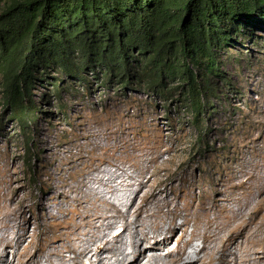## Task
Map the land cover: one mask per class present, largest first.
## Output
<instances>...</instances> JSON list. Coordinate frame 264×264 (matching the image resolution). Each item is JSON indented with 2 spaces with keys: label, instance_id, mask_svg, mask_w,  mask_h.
<instances>
[{
  "label": "rangeland",
  "instance_id": "obj_1",
  "mask_svg": "<svg viewBox=\"0 0 264 264\" xmlns=\"http://www.w3.org/2000/svg\"><path fill=\"white\" fill-rule=\"evenodd\" d=\"M5 1L0 0V11ZM227 38L220 53L223 76L211 77L217 89L201 99L207 111L199 126L192 123L176 80L164 78L170 95L163 96L144 84H104L101 74L96 79L91 72L81 82L54 67L46 76L33 73L34 117L21 124L5 104L0 76V240H10L0 246V259H7L2 264H50L48 257L71 264L64 260L72 255L68 248L79 245L86 232L100 235L98 219L85 221L89 212L107 205H90L77 191L97 170L129 177L132 190L124 193L119 186L107 199L145 203V211H156L145 226L162 220L165 231L173 220L178 224L172 238L165 231L168 245L157 249L166 260L167 252L181 246L207 254L234 227L244 232L235 254L264 264V23L249 21ZM56 79L62 89L57 96ZM120 220L114 219L118 226L110 235L121 229ZM206 230L219 237L202 240ZM95 250L96 245L86 257Z\"/></svg>",
  "mask_w": 264,
  "mask_h": 264
},
{
  "label": "trees",
  "instance_id": "obj_2",
  "mask_svg": "<svg viewBox=\"0 0 264 264\" xmlns=\"http://www.w3.org/2000/svg\"><path fill=\"white\" fill-rule=\"evenodd\" d=\"M249 21L264 23V0H6L0 11L5 104L21 124L32 119L33 73L46 76L51 67L81 82L91 72L96 79L101 74V83L144 84L163 96L170 95L167 77L178 82L199 126L207 111L201 99L217 89L211 77L223 76L227 36ZM53 85L57 96L59 79Z\"/></svg>",
  "mask_w": 264,
  "mask_h": 264
},
{
  "label": "bare ground",
  "instance_id": "obj_3",
  "mask_svg": "<svg viewBox=\"0 0 264 264\" xmlns=\"http://www.w3.org/2000/svg\"><path fill=\"white\" fill-rule=\"evenodd\" d=\"M128 178H123L120 172L118 175H115V173L113 175V173L108 172L107 170H97L95 173L90 174L86 179H82L79 182L81 186L77 187V191L81 194L84 202L92 205L97 201H101L107 205V208L105 211L103 210L104 212H99L96 208V211H92L91 214L90 212L87 214L88 219L85 221L86 224H92L94 219H98L100 221L95 230L96 232H99L100 235L95 236L92 232L84 233L83 236L86 238H81L79 245H71L72 247L70 246V248H68L72 252V255L64 258L65 261H70L71 264H195L197 261H202L201 263L203 264H253L250 256L243 254L239 256L237 253L238 257L235 254L234 249L239 245L236 242L237 238H241L244 232L237 233L233 229L234 227L229 229L227 228L228 235L221 239L222 243L220 245H213L210 247L208 249V253L206 252L207 254H201L203 248L196 249V247H193L194 245L188 247H182L180 245L181 248L177 247L171 249L167 252L170 257L169 260H166L165 257L157 254V252H159L157 249L159 247L167 246L170 241L169 238H166L168 234H166L165 231L167 230L170 232V238H172L171 236L178 228V224L173 220L165 231L161 229V223L164 222L162 220L156 221L151 227H147L145 226V223L148 219H152L154 217V212L156 211H145V203L135 206V199H126L125 196L124 200L123 198H117V202H110L107 199V194H115L119 191V186H123L124 193L132 190V185ZM98 186L105 187L106 192H97ZM134 192L136 194L137 190ZM146 201L147 198L144 197L143 202ZM247 204L248 202L243 203V207L247 206ZM87 206L88 205H86V207ZM120 206H127V210L125 212L119 211ZM239 209L237 210L239 211ZM143 212L146 213L145 216H142ZM85 213L86 212H84V215ZM115 218L121 219L119 223V227L121 229H119L117 233L110 235L109 230L118 226V222L114 221ZM0 222H2V219H0ZM139 227L142 228L139 229ZM210 227L211 224H208L206 228L210 229ZM151 235L155 236V242L152 245L148 243V238ZM125 237L128 238L127 241H124ZM218 237L219 234L217 232L206 230L203 232L202 240L212 241ZM2 241L3 240H0V246L5 248L7 245H10V240L8 242L6 240V243ZM95 245V252L90 257H86L88 254L93 252V246ZM215 253L217 254V257L214 256ZM83 257H86L85 261H83ZM47 259L50 264L61 263V260L59 263L56 258L48 257ZM61 259H63V257ZM3 262H7V259H0V264ZM34 264H41V261L36 260Z\"/></svg>",
  "mask_w": 264,
  "mask_h": 264
}]
</instances>
